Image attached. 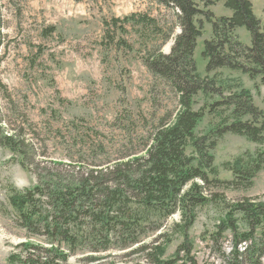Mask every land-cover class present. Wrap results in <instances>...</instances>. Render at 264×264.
Here are the masks:
<instances>
[{
  "label": "rangeland",
  "instance_id": "obj_1",
  "mask_svg": "<svg viewBox=\"0 0 264 264\" xmlns=\"http://www.w3.org/2000/svg\"><path fill=\"white\" fill-rule=\"evenodd\" d=\"M251 1L264 24V0ZM210 10L216 17L233 14L223 1ZM144 13L157 20L161 32L132 23L126 24L122 33L114 26L113 19ZM178 16L179 10L158 0H0L4 37L0 126L7 134L22 135L30 146L22 163L19 155L3 146L0 135V264H13L10 257L23 253V244L53 248L51 237L44 235L46 231L35 232L11 205L10 184L26 190L33 189L45 175L59 173L61 178L75 179L82 171H106L116 163L145 155L160 121L175 118L179 109L175 90L154 76L144 57L155 49L170 53L181 31ZM199 23L203 35L195 52L198 71L203 77L217 79L216 88L195 98V109H205L198 131L208 134L223 126L233 110L232 105L221 102L243 89L264 113V84L260 77L251 79L228 68L208 74L203 50L205 40L212 36V24L203 15ZM113 31L132 47L115 46L108 35ZM170 32L173 34L167 40ZM237 34L244 44L252 45L246 27L239 28ZM257 150H264V145L243 135L225 133L212 150L219 178L232 180L233 173L225 163ZM207 193L223 196L229 205L245 201L264 205V170L249 186L210 187ZM237 214V228L223 234L217 224L222 223L225 212L214 202L198 211L187 238L174 232L182 217L176 212L158 228L145 224L135 237L112 233L101 240L94 232L73 250L65 243L60 245L70 254L65 264H155L149 249L162 242L168 247L162 259L174 260L175 264H264V254H255L254 260L249 254L234 257L236 243L249 230L244 215ZM261 226L256 227L255 236L264 246ZM106 238L107 243L103 241ZM253 244L248 242L247 247ZM246 245L240 244L238 250L245 251Z\"/></svg>",
  "mask_w": 264,
  "mask_h": 264
},
{
  "label": "trees",
  "instance_id": "obj_2",
  "mask_svg": "<svg viewBox=\"0 0 264 264\" xmlns=\"http://www.w3.org/2000/svg\"><path fill=\"white\" fill-rule=\"evenodd\" d=\"M158 1L179 10L181 31L176 35L170 53H163L161 49L149 51L144 63L157 79L175 90L179 102L175 118L160 121L145 155L116 163L111 169H87L86 172H79L75 179L61 178L59 173L41 176V181L33 189L21 190L10 184L9 200L20 218L27 222V226L35 227V232L45 230L44 235L51 237L53 245L50 249L41 244H23V253L12 254L11 263L65 264L70 254L62 249L63 243L73 250L94 232L101 240L103 235L109 237L112 233H129L135 237L145 224L151 223L158 228L160 222L176 212H180L182 217L181 222L175 224L174 232L187 238L198 211L214 202L225 212L222 223L217 224L219 233L237 228V213H242L244 221L249 223L248 234L236 243L234 257L238 259L249 254L254 260L255 254H264L263 243L255 236L256 227H262V223L264 228V205L250 201L229 205L225 198L222 200L223 196L207 193L210 187L249 186L258 172L264 170V150H257L226 162L233 179L222 180L212 152L218 139L227 132L246 136L264 145V113L254 105L249 91L243 89L221 102L233 106L229 116L232 121L228 117L224 125L215 128L213 133L201 134L198 124L205 115V109H195L196 96L202 92L209 94L210 88H216L217 81L209 75L203 77L198 71L195 52L203 35L199 17L205 16L212 24V36L205 40L203 50L208 74L223 68L239 70L251 79L260 77L261 84H264V24L256 16L251 0ZM220 1L232 10L231 16L216 17L210 10ZM113 20L114 26L122 33L126 31V24L132 23L161 32L157 20L145 13ZM107 26L109 29L111 25L107 23ZM241 27L250 32L251 46L240 40L237 31ZM172 34L170 32L166 36L167 40ZM108 35L115 46L132 47L116 31ZM3 41L0 26V53ZM245 117L249 119L244 120ZM0 135L3 146L19 155L24 163L30 151L24 137L7 134L3 126H0ZM79 168L84 169L83 166ZM221 203L226 207H222ZM103 241L109 242L108 238ZM248 242L254 244L247 247ZM242 243L247 245L245 251L240 252L238 246ZM167 248V243L162 242L149 249V256L155 264L176 263L162 259ZM47 253V258L42 256H47Z\"/></svg>",
  "mask_w": 264,
  "mask_h": 264
},
{
  "label": "crops",
  "instance_id": "obj_3",
  "mask_svg": "<svg viewBox=\"0 0 264 264\" xmlns=\"http://www.w3.org/2000/svg\"><path fill=\"white\" fill-rule=\"evenodd\" d=\"M254 4V3H253Z\"/></svg>",
  "mask_w": 264,
  "mask_h": 264
}]
</instances>
